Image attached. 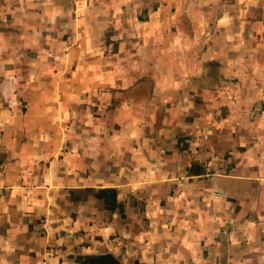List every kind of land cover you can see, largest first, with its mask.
I'll return each instance as SVG.
<instances>
[{"label": "crops", "instance_id": "obj_1", "mask_svg": "<svg viewBox=\"0 0 264 264\" xmlns=\"http://www.w3.org/2000/svg\"><path fill=\"white\" fill-rule=\"evenodd\" d=\"M0 264H264V0H0Z\"/></svg>", "mask_w": 264, "mask_h": 264}]
</instances>
